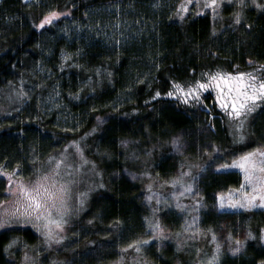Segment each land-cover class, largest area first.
<instances>
[{
    "label": "trees",
    "instance_id": "obj_1",
    "mask_svg": "<svg viewBox=\"0 0 264 264\" xmlns=\"http://www.w3.org/2000/svg\"><path fill=\"white\" fill-rule=\"evenodd\" d=\"M124 1L44 0L29 3L1 0L0 89L12 84L17 87L23 83L26 86L34 78L40 81L39 74L36 73V77L32 74L36 71V63L45 59L44 53L40 52L44 31H53L64 18L84 19L95 7ZM134 1L133 7L142 11L140 6L146 0ZM218 2L216 0V9L199 5L196 9H187L185 15L181 14L182 8L176 7L170 15L165 14L164 8H158L148 18L155 30L150 43L146 40L128 41L120 48L109 49L99 42L74 40L68 44L58 40L57 49L60 46L77 55L75 65L58 75L53 59L46 61V67L55 71L57 78L53 81L62 95L76 97L77 102L72 99L68 103L75 114L84 116L82 127L77 132H62L46 123L37 124L35 118L29 119L31 115L27 113H22L18 119L7 118L3 122L5 124L0 125V163L4 162L2 159L6 154L17 156L18 147L28 141L43 144V140L48 141L44 136H49L50 143L60 142L62 146L81 140L87 157L102 167L99 159L90 153L91 142H96L107 153L120 156L121 160L114 159L111 166L119 169L126 165L122 160L129 150L120 144L132 140L138 141L142 152L148 151L146 153L154 159L155 173L163 179H171L184 164L169 156L163 145L180 130L205 126L223 142V158L242 153L257 143L264 146V99L257 104L254 118L246 116L251 122L248 126L251 141L243 144L235 142L230 135L224 112L218 109L212 90L203 93L202 100L196 104L193 102L191 107L181 99L166 95L178 83L193 85L200 79H209L215 72H239L256 77L257 82L264 80V0ZM52 12L63 15L56 21L41 25V21ZM151 57L153 66L145 65L146 76L142 74L136 82L132 78L135 67L143 66L144 59ZM85 79H92L89 92L80 87L81 80ZM21 87L19 90L24 93ZM129 87L132 88L130 98L114 108L118 93ZM24 134H27L28 141L22 139ZM138 165L140 168L143 166L142 163ZM241 180L235 171L212 173L203 183L200 200L207 203L214 193L237 187ZM104 185L95 194L93 204L81 223L85 216L98 209L103 212L101 217L104 221L118 228V237L124 241L123 244L144 241L140 244V257L150 264H209L216 255L210 243L214 234L218 240L227 242L231 253L221 252L216 264L264 263L261 237L264 212H216L205 207L200 214L202 233L187 234L182 212L160 209L155 217L151 216L152 205L143 199L146 190L142 184L124 177ZM156 221L162 231L156 232L150 227ZM10 232H0L1 264L4 263L2 246ZM27 233L25 231L23 237L32 241L34 237H28ZM237 240L242 241V245H237ZM235 247H239V251L234 253L231 249Z\"/></svg>",
    "mask_w": 264,
    "mask_h": 264
},
{
    "label": "rangeland",
    "instance_id": "obj_2",
    "mask_svg": "<svg viewBox=\"0 0 264 264\" xmlns=\"http://www.w3.org/2000/svg\"><path fill=\"white\" fill-rule=\"evenodd\" d=\"M24 1L40 3L44 0ZM132 1L126 0L95 7L89 11L84 19L64 18L55 25L53 31H44L41 36L40 52L44 53L45 59L36 63V71L32 74L33 77L38 76L36 73L39 74L41 77L40 81L34 78L26 86L22 83L17 88L12 84L8 85L7 88L0 89V125L5 124L3 122L7 118L10 120L18 119L22 113H27V115H31L29 119L35 118L34 121L37 124L46 123L50 127H54L56 131L77 132L81 129L85 120L84 116L81 113L75 114L68 103L72 99L77 102L76 97L62 95L58 85L53 81L57 78V73H64L67 70L69 71L70 67H74L77 57L76 54L62 49L60 46L57 49L58 40L62 39L68 44L74 40H85L90 43L99 42L109 49L120 48L128 41L141 42V40H146V43H150L155 30L148 18L152 16V12H157L158 8H164L166 10L164 12L167 15L172 14L176 7L177 9L182 8L181 14L185 15L192 7L196 9V6L199 7V5H204L211 9L218 7L217 3V5H210L209 0H146L140 6L142 11H139L133 7L136 1ZM218 1L219 4L221 2L232 3L231 1L233 3L242 2V0ZM160 12L162 15L163 12ZM62 15L60 13V15L53 17L52 20L56 21ZM55 48L57 49L56 52ZM149 53L147 52V55ZM50 59L54 60L57 75L54 70H49L46 67V61H50ZM144 60L146 61L144 65H137L134 74H132V78L136 82L142 78V74L146 76L147 67L145 65L153 66L154 64L152 57ZM100 73L99 71L98 76ZM217 73L212 74L217 75L216 81H212L210 78L199 80L201 84L209 86L197 89L199 92L198 99L189 97L185 101L183 99L184 93L171 97L181 99L182 102H186L184 103L186 106L191 107L193 102L196 104L202 100L201 96L203 93L212 90L218 109L224 112L225 125L232 138L235 142L243 144L244 142H250L251 139L248 137L250 128L248 126L251 124L248 121L249 117L236 118L229 115L233 111L232 102L234 99L237 104L243 103V97L237 98L234 91L236 87L234 81L237 73L232 74L231 78L228 77L230 73ZM221 76L229 80L232 91H230L229 85L225 83V79H220ZM91 80H81L80 87L89 92ZM244 80L247 81L248 76L245 75ZM177 85L183 86L185 92L190 86L180 83ZM20 86H22L21 89L24 90V93L20 92ZM191 86L196 87V84ZM131 89L129 87L118 93L114 100V108L121 106L130 98ZM175 91L176 88L173 92ZM260 101L261 99L248 101V107L251 110L247 112L246 116L254 118L257 104ZM19 112L20 116H18ZM26 138L27 134H24L22 139L27 140ZM44 138L48 139V141L43 140V144L35 142L31 144L27 140V143L18 147L19 154L17 156L19 157L6 154L5 159H2L4 162L0 163V201L9 202L8 207H11V202L15 199L7 193L9 175H5V173L10 174L13 182L17 180L31 182L36 179L38 169L47 170L50 167L49 157L60 159L61 153H64L66 162L73 165L72 169L63 170L65 173H72V175L64 178L75 181L71 185V199L69 201L71 212L66 217L68 223L64 226L63 231L57 230L55 239L49 240L44 236L43 231H37L36 227L33 226L36 223L35 221L29 222L27 220L5 217L0 222L2 223L0 232H11L2 246L1 253L4 260L2 264H150L143 257H140V250L127 248L126 245L130 243L123 244L124 241L118 237V228L113 223L104 221L101 217L103 212H99L98 209L85 216L81 223L82 218L92 206L95 194L100 190L101 186L124 177L145 187L146 191L143 199L152 205L151 216L155 217L160 209L182 212L183 226L187 234L193 233L197 235L202 233L200 214L205 207L216 212H264V204L260 202L259 195L256 196L255 206L253 207L245 208L239 205L232 207L230 203V201L246 202L242 200L244 193L255 195L257 191H261V194H264V190L259 189L257 185H253L245 179V169L240 167L242 163H246L242 160V157L247 153H254L251 161L247 163L256 164L257 171L255 175H264V173L259 171L260 168H264V163H262L264 157L259 155V153H264L262 143H257L254 147L237 155L223 158V142L215 138L205 126L180 130L169 137L167 143L163 146L167 148L169 156L178 161H183L184 165L181 166L173 178L163 179L154 171V159L149 156V153H146L148 151L142 152L138 141H122L120 146L124 149L129 148V150L127 151L128 155L122 160L126 162V165L118 169L111 166L114 164V159L121 160L120 156L107 153L96 142L94 144H92L93 141L91 142L90 153L99 159L102 167H99V163L95 162L93 158L87 157L81 140H76L75 142L82 149V155L72 144L74 140L71 141L70 145L74 148L72 149L68 144L62 146L60 142L56 144L50 143L49 140L51 138L49 136H44ZM177 138H179L181 145L179 149L173 144V141ZM84 145L87 144L84 143ZM84 161H87V163H84ZM139 163L143 165L141 168L138 165ZM128 164H130V167L127 166ZM29 166L32 167L29 169ZM131 166L134 168H131ZM10 170L13 171L11 172ZM225 171L239 173L242 179L241 183L237 187L217 191L207 203L201 201L200 195L206 178L212 173ZM182 172L189 173V175L184 176V184L185 186L190 184L191 191H185V188L180 184L172 183ZM19 174H22L23 177H18ZM242 185L243 187H241ZM181 193L183 194L181 195ZM221 198L223 199V206H221ZM81 201L83 202L81 203ZM197 201H199V204H197ZM79 223H81V226L75 227ZM25 231L26 233L29 231L27 233L28 237H34L32 241H28L23 237L22 234ZM261 233L264 243V230ZM60 237H63V239H60ZM210 239V243L214 246V254L219 255L223 251L227 252V254L230 253L226 241L218 240L217 238L213 239V237ZM25 254L28 257L27 260H25Z\"/></svg>",
    "mask_w": 264,
    "mask_h": 264
},
{
    "label": "snow or ice",
    "instance_id": "obj_3",
    "mask_svg": "<svg viewBox=\"0 0 264 264\" xmlns=\"http://www.w3.org/2000/svg\"><path fill=\"white\" fill-rule=\"evenodd\" d=\"M210 5H215L216 0H209ZM60 15L58 12H52L49 16H46L44 20L41 21V25L45 23H51L52 18ZM239 19V14L237 13V20ZM39 26V25H38ZM245 73H237L234 83L236 87L234 91L236 92V97H243V103L237 104L234 99L232 102L233 111L229 115L241 118L246 117L247 112L251 109L248 107V101H256L258 99H264V80L257 82V78L249 75L248 80L245 81ZM232 74H228V77L231 78ZM212 81L217 80V75H212L210 77ZM220 79H225L223 76ZM225 83L229 85L230 91L231 84L228 79H225ZM209 85L201 84L199 81L196 82V87L189 86L187 91L181 85H176V91H170L166 95L175 96L179 93H184L183 99L187 101L189 97L194 99L199 98L198 88H205ZM250 90V91H249ZM157 96L160 95L159 92L156 93ZM241 126V125H238ZM72 144L77 148L78 152L82 155V149L79 148V145L73 141ZM174 146L179 149L181 147L179 138L173 141ZM67 147V146H66ZM254 153H247L242 160L247 162L251 161ZM261 157H264V153H259ZM50 167L47 170L38 169V175L35 180L31 182H25L23 180H17L13 182L10 174L9 175V188L7 193L13 196L15 199L11 202V207H8L9 202L0 201V222H2L5 217L9 219H20L27 220L29 222L35 221L33 225L36 227L37 231H43V234L49 240L55 239L57 235V230L63 231L64 226L68 223L66 217L70 214L71 209L69 207V201L71 199V185L74 183V180L65 179V176L72 175L71 172L65 173L64 169H72L73 165L66 162V157L64 153H61L60 159H55L49 157ZM87 163V161H84ZM242 163L240 167L245 169V179L253 184L257 185L259 189L264 190V175H255L257 168L255 163ZM264 163V161H262ZM259 171L264 173V168H260ZM189 175V173L182 172L178 177H176L172 183L180 184L185 188V191H191V185L185 186L184 176ZM243 187V185L241 186ZM183 193H181L182 195ZM83 195V194H81ZM260 196V202L264 204V194H261V191H257L255 195H249L244 193L242 197L243 201L231 202L232 207L242 206V207H253L255 206L256 196ZM151 199V197H149ZM83 201H81L82 203ZM199 204V201H197ZM221 206H223V199L221 198ZM179 207V205H178ZM195 223V221H193ZM2 226V223H0ZM150 227L154 231H162L159 223L151 224ZM251 235V234H250ZM63 239V237H60ZM215 239V234L213 235ZM15 243V241H13ZM144 241H132L130 244L126 245L127 248L135 247L137 251L140 250V244ZM237 245H242V241L237 240ZM232 252L239 251V247L231 249ZM27 254H25V260H27ZM218 255H214L209 264H216Z\"/></svg>",
    "mask_w": 264,
    "mask_h": 264
}]
</instances>
